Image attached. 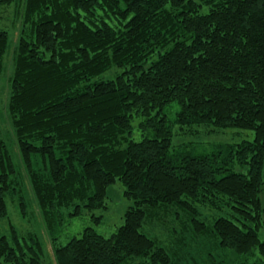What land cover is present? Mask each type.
<instances>
[{
  "label": "trees",
  "instance_id": "16d2710c",
  "mask_svg": "<svg viewBox=\"0 0 264 264\" xmlns=\"http://www.w3.org/2000/svg\"><path fill=\"white\" fill-rule=\"evenodd\" d=\"M22 3L13 49L0 29V81L13 53L7 112L55 263L191 264L198 245L203 264H264V0ZM113 68L123 71L100 79ZM175 126L252 130L254 139L195 154L174 147ZM117 180L132 201L124 223L111 236L93 227L66 236V221L84 211L101 221L94 211L107 209ZM7 197L24 216L0 137V219ZM145 225L168 233L169 246ZM10 227L0 264H43L41 238L22 243Z\"/></svg>",
  "mask_w": 264,
  "mask_h": 264
},
{
  "label": "rangeland",
  "instance_id": "374dc122",
  "mask_svg": "<svg viewBox=\"0 0 264 264\" xmlns=\"http://www.w3.org/2000/svg\"><path fill=\"white\" fill-rule=\"evenodd\" d=\"M23 0H16L11 5L0 4V29L6 30L9 36V43L11 49L16 46L18 39V33L20 29V14L23 10ZM206 9L203 10L205 12ZM9 55L6 61V68L3 71L0 81V137L4 138L9 150L11 151L14 162L17 166L18 175L22 182L23 198L26 203L25 215L19 212L17 202H12L10 197H7L8 204V216L4 219H0V233L8 236L11 239V227L13 225L18 233L22 243L25 239H28V234L33 233L41 238V242L44 249L43 264H56L54 260L53 251L51 248L50 240L43 226L42 218L37 209V204L32 190L29 186L26 174L22 170V160L20 153L16 146V138L13 134V130L10 123V118L7 112V102L10 91V78L12 75V56ZM123 69L113 68L109 72L103 74L100 79L106 80L115 77L116 74L122 72ZM177 105L173 104L168 109L167 114L171 121L174 120L175 113L177 111ZM138 121H135V124ZM138 136V134H137ZM254 139V132L252 130H241L236 128L227 129H215L212 126L198 127L194 132H181L178 126L174 127L173 145L178 147L181 144H189L193 146L190 149L195 154H201L210 152L215 145L220 143L236 144L242 141H252ZM237 172L246 173L248 168L236 165L234 168ZM132 205V201L128 200L124 196V187L119 180H117L108 191L107 209H101L94 211L96 216H102L101 221L96 222L92 214L88 211H84L81 217L77 219H69L66 221L65 235L72 236L80 234L84 228L93 227L96 231L104 236H111L123 223L124 214L128 207ZM75 220V221H74ZM143 232L150 237L159 236L162 240V246L167 248L170 244V238L168 233L161 232L157 228L145 225ZM261 240H264V220L263 226L259 232ZM198 246V245H197ZM196 245H193L192 254L195 256L194 260H191V264H203L205 253L200 251ZM201 250L204 249V245H200ZM260 254L250 259V263L260 262Z\"/></svg>",
  "mask_w": 264,
  "mask_h": 264
},
{
  "label": "crops",
  "instance_id": "0c3cea01",
  "mask_svg": "<svg viewBox=\"0 0 264 264\" xmlns=\"http://www.w3.org/2000/svg\"><path fill=\"white\" fill-rule=\"evenodd\" d=\"M261 202H262V206L264 208V191L263 193L261 194ZM263 220H264V215H263Z\"/></svg>",
  "mask_w": 264,
  "mask_h": 264
}]
</instances>
